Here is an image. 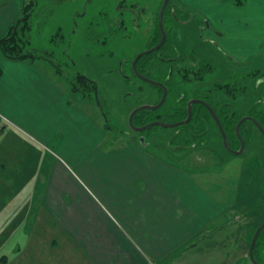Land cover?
<instances>
[{
	"label": "crops",
	"instance_id": "obj_1",
	"mask_svg": "<svg viewBox=\"0 0 264 264\" xmlns=\"http://www.w3.org/2000/svg\"><path fill=\"white\" fill-rule=\"evenodd\" d=\"M11 26L1 15L0 39ZM44 63L0 54V253L11 251L7 264H154L190 239L196 247L225 210L171 158L133 143L101 149V140L79 151L81 132L92 126L104 137V125L82 98L91 114L74 134L75 108ZM55 140L80 157L75 168L47 159ZM95 163L97 174L87 176Z\"/></svg>",
	"mask_w": 264,
	"mask_h": 264
},
{
	"label": "rangeland",
	"instance_id": "obj_2",
	"mask_svg": "<svg viewBox=\"0 0 264 264\" xmlns=\"http://www.w3.org/2000/svg\"><path fill=\"white\" fill-rule=\"evenodd\" d=\"M36 1L37 6L32 18L31 48L41 52H56L55 59L59 62L66 61L63 56L66 51L83 76L97 84L102 107L112 125L111 131H106L105 119L96 101H88L91 102L88 103L91 114L87 110V104L80 102L83 98L81 94H73L70 85L53 72L52 76L57 77L55 79L58 85L66 89L70 106L75 108L74 134L77 135L78 128L82 126L79 122L86 123V115L91 114V117H96L104 125L103 131L101 130L106 132L104 137L99 130L91 126L88 131L86 126V130L81 132L83 146L80 145L77 149L86 152V149L96 146L99 140L101 149L121 145L127 147L129 143L139 147L145 146V141L150 143L157 137L159 146L165 152L144 149L163 161L171 158L177 163L186 162L190 165V168L184 166L185 164H177L175 167L182 173H194L193 177L195 181H199L202 190L218 203L220 211L225 210V214L219 212L214 216V221L208 226L206 233L202 234L206 238L199 241L196 247H193L196 240L190 239L188 245L186 243L181 249L171 251L165 260H155L154 264H171L175 259H179L176 264H252L249 257L251 240L256 230L264 223V140L260 138L259 133L255 130L253 136H248L249 143L242 155L226 149L215 126L207 148H194L183 152L169 148L174 129L159 127L139 137L130 127L129 116L131 109L137 104L139 88L145 89L146 86L135 79L131 64L135 56L146 49L147 34L140 27H131L112 35L111 16L117 12L119 20L122 18V15L115 11L122 0ZM127 1L137 3L136 10H146L142 22L148 19L156 25L164 0ZM243 1V6H237V0H187L189 5L185 11L192 16L190 21L172 26L173 41L189 57L199 54L218 67L216 77L214 74L210 75V82L193 84L195 91L209 89L212 84H225L237 76L243 77L257 69L263 71L264 0ZM183 2L173 0L176 5L184 6ZM22 9L23 0H0V16L3 15L8 25L20 18ZM125 18L129 19L130 16ZM43 62L44 67L51 68L52 65L48 61ZM122 69L124 73L120 72ZM125 75L132 77L131 85L126 83ZM150 93L149 90H144L143 96L146 97ZM153 98L152 103L157 101L156 95ZM77 111L81 113L78 114ZM3 122L7 127H13L11 121L3 119ZM86 132H89L90 143H87ZM51 144L49 152L53 156L48 154L47 159L51 157L53 161L54 158H62L58 161L76 167L74 163L78 162L80 157L68 151L67 146L63 147L62 144H66V140H55ZM54 150L60 155H55ZM99 165L95 163L88 166L87 176L96 175L94 170ZM191 167L199 170L195 171ZM200 190L197 189V194ZM230 214L232 217L234 215L233 219ZM228 219L234 223L218 230ZM186 247L189 250L184 253V249H188ZM260 250L261 259L264 260V237L260 242ZM8 252L11 251H2L0 257L7 256Z\"/></svg>",
	"mask_w": 264,
	"mask_h": 264
},
{
	"label": "trees",
	"instance_id": "obj_3",
	"mask_svg": "<svg viewBox=\"0 0 264 264\" xmlns=\"http://www.w3.org/2000/svg\"><path fill=\"white\" fill-rule=\"evenodd\" d=\"M179 5L173 4V0H171L165 10L163 25L167 39L164 46L154 53L143 56L137 63V70L142 76L160 81L167 87V98L157 110L139 111L134 116L133 123L136 127H144L155 121L166 124L185 121L188 118L189 102L193 99H200L209 103L215 111L226 132L229 147L233 150H239L241 141L237 136L236 127L241 119L245 117L254 118L258 120L264 129V69L263 71L254 70L243 77L237 76L225 84H212L209 89L201 92L195 91L193 84L195 82H210V75L214 74V77H216L218 67L215 63L213 64L209 59L199 54L189 57L173 41L172 26L176 23L188 22L190 21L189 18L192 17L187 14L188 11H185L187 7ZM243 5V0H237V6ZM36 6V0H23L20 18L12 24L7 33L0 39L1 56L12 62L46 60L52 65L56 74L70 85L73 93H80L85 100L95 101V86L73 64L71 57L66 51L63 54L66 57V61L59 62L55 59L54 53L56 52H41L31 48L32 18ZM161 39L162 32L158 27L157 21L150 48L156 46ZM133 76L138 79L136 75ZM124 77L128 85L133 83L131 76L125 75ZM142 83L146 88H139L140 92L136 97L137 104L131 109V112L142 105H157L163 97L164 90L162 88L158 89L144 82ZM144 90H149L151 92L150 95L144 97ZM154 95H156L157 101L152 103ZM192 110L193 117L191 121L174 129V134L169 140V148L171 150L183 152L194 148L208 147L211 131L217 125L206 106L195 104L192 106ZM111 128L112 125L106 122V131H111ZM157 128L159 127H154L150 130ZM255 130L259 133L260 138L264 140V136L259 132L253 121L249 120L242 124L240 135L244 138L247 145L249 143L248 136H253ZM148 131L143 133L136 132V134L142 137ZM123 135L126 134L123 133ZM157 141L158 138L154 137L150 143L145 141V146H140L146 149L151 148L156 152L157 150L161 151V153L165 152ZM177 164H185L184 166L190 168V165L188 166L186 162H178ZM191 169L199 170L192 167ZM263 237L264 230L261 232L254 250V256L260 264H264L260 254V242ZM8 260L9 257L6 255L0 257V264H7Z\"/></svg>",
	"mask_w": 264,
	"mask_h": 264
},
{
	"label": "water",
	"instance_id": "obj_4",
	"mask_svg": "<svg viewBox=\"0 0 264 264\" xmlns=\"http://www.w3.org/2000/svg\"><path fill=\"white\" fill-rule=\"evenodd\" d=\"M171 0H164L163 3H162V6H161V9H160V14H159V25H160V29L162 31V39H161V42L156 46L154 47L153 49L149 50V51H145V52H142L140 53L136 58L135 60L133 61L132 63V67H133V70H134V73L136 74V76L142 80L143 82L145 83H148V84H151V85H155V86H160L162 87V84L158 83V82H155V81H152L144 76H142L141 74H139L138 70H137V62L140 60V58H142L143 56L145 55H148L150 53H153V52H156L158 50H160V48L164 45V43L166 42V39H167V34L164 30V27H163V16H164V13H165V10L169 4ZM89 80V79H88ZM90 81V80H89ZM94 86H95V101L105 119V122H108L107 120V117H106V114L104 112V109L102 107V104H101V101H100V97H99V91H98V86L95 82L93 81H90ZM163 89H164V94H163V97L161 99V101L157 104V105H142L136 109H134L130 116H129V123H130V127L131 129L134 131V132H137V133H143L145 131H148L150 130L151 128H154V127H161V128H164V129H176L182 125H186L188 124L192 117H193V110H192V106L195 105V104H201V105H204L206 106L221 135H222V138H223V143L226 147V149H228L229 151H231L232 153H235L237 155H242L244 153V151L246 150V141L244 140V138L241 137L240 135V128L242 126V124H244L246 121H253V123L256 125L257 129L259 130V132L264 136V129L263 127L261 126V124L258 122V120L254 119V118H251V117H245L243 119H241V121L238 123L237 127H236V133H237V136L239 137L240 141H241V148L239 151H236V150H233L229 147L228 145V138H227V135H226V132L224 131L223 127H222V124L219 120V118L217 117L215 111L213 110V108L210 106L209 103H207L206 101H203V100H200V99H193L189 102V105H188V118L185 120V121H182V122H178V123H173V124H166V123H162V122H159V121H155V122H152L144 127H136L133 123V119H134V116L139 112V111H142V110H157L159 109L165 102L166 98H167V95H168V89L167 87H164L163 86ZM142 142L144 143V139L142 140ZM264 230V223L256 230L253 238H252V242H251V246H250V250H249V257H250V260L252 262V264H260L255 256H254V250H255V247H256V243H257V240L261 234V232Z\"/></svg>",
	"mask_w": 264,
	"mask_h": 264
},
{
	"label": "flooded vegetation",
	"instance_id": "obj_5",
	"mask_svg": "<svg viewBox=\"0 0 264 264\" xmlns=\"http://www.w3.org/2000/svg\"><path fill=\"white\" fill-rule=\"evenodd\" d=\"M136 7H138V4L137 3H135L134 1H132V2H128L127 0H122L121 2H120V4L119 5H117V7H116V9H115V11L117 10L121 15H122V18L119 20V14H117V12H114L113 14H112V16H111V25L113 26V31H112V35L113 34H116L117 32H119V31H124V29H128V28H141V29H143L144 30V32L147 34V37H146V41H147V43H146V49L143 51V52H145V51H149V50H151V49H153L154 47H156V46H154V47H151L150 48V46H151V41H152V38H153V35H154V32H155V29H156V25L155 24H153V23H150L149 21H148V19H145L143 22L141 21L142 20V17H145V9H140L139 8V10H136ZM159 14H160V12H159ZM164 15H165V13H164ZM128 17V16H130V18L129 19H126L125 17ZM159 18V17H158ZM163 19H164V16H163ZM158 27L160 28V25H159V20H158ZM163 27H164V25H163ZM161 30V29H160ZM165 30V29H164ZM162 32V31H161ZM166 32V31H165ZM165 44V43H164ZM164 46V45H163ZM162 46V47H163ZM161 47V48H162ZM160 48V49H161ZM142 53V52H141ZM154 53V52H153ZM140 54V53H139ZM138 54V55H139ZM151 54V53H150ZM138 55H136L135 56V58L138 56ZM149 55V54H148ZM146 56V55H145ZM135 58L133 59V61L135 60ZM141 59V58H140ZM133 61H132V63H133ZM139 62V61H138ZM137 62V63H138ZM131 71L133 72V75H136L135 73H134V70H133V67H132V65H131ZM120 72L121 73H124V69H122V70H120ZM140 74V73H139ZM130 76V75H129ZM137 77V76H136ZM138 80H140L139 78H138ZM151 80V79H150ZM140 81H142V80H140ZM152 81H155V82H158V83H160V84H162V87H160V86H155V85H151V84H148V83H146V84H148V85H150V86H153V87H157L158 89H160V88H162L163 89V86H164V84L162 83V82H160V81H157V80H152ZM143 82V81H142ZM145 83V82H144ZM203 83V82H202ZM165 87V86H164ZM164 90V89H163Z\"/></svg>",
	"mask_w": 264,
	"mask_h": 264
}]
</instances>
